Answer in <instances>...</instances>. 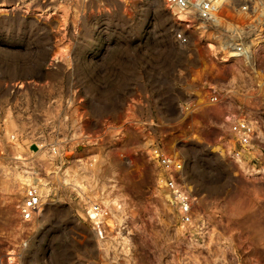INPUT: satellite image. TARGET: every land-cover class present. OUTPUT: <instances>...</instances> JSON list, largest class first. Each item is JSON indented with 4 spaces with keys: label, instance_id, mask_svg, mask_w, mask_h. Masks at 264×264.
Here are the masks:
<instances>
[{
    "label": "rangeland",
    "instance_id": "obj_1",
    "mask_svg": "<svg viewBox=\"0 0 264 264\" xmlns=\"http://www.w3.org/2000/svg\"><path fill=\"white\" fill-rule=\"evenodd\" d=\"M1 3V264H264V50L250 65L217 60L194 35L183 49L163 0H64L62 21L45 14L58 4ZM233 117L258 126L242 155ZM154 150L182 162L188 225ZM29 186L42 206L26 223ZM91 192L110 203L106 239L86 213Z\"/></svg>",
    "mask_w": 264,
    "mask_h": 264
},
{
    "label": "built area",
    "instance_id": "obj_2",
    "mask_svg": "<svg viewBox=\"0 0 264 264\" xmlns=\"http://www.w3.org/2000/svg\"><path fill=\"white\" fill-rule=\"evenodd\" d=\"M1 1V0H0ZM32 7L41 4L45 9L64 0H24ZM166 7L177 19L178 30L174 37L178 45L187 49L191 46V35L202 39L208 51L217 60L226 53H231L239 62L252 65L254 53L264 50V0H163ZM184 17V18H181ZM221 30L224 32L221 33ZM201 31H204L202 34ZM207 99L208 104L216 105L221 102L222 92L212 87ZM195 109H193L194 111ZM194 114L195 112H190ZM2 113L0 111V123ZM229 132L240 152L249 148L251 141L256 137L257 124L246 119H229ZM158 151V150H157ZM54 154L58 150L53 148ZM163 169L165 190L171 199V205L179 211V219L185 225L193 222L192 193L183 184L180 174L182 162L174 157L164 156L154 158ZM96 192V190H94ZM91 192L93 200L86 210L95 230L103 239L107 238L106 230L110 228L100 213L103 209L102 197ZM106 193H102L104 196ZM98 196V198H95ZM42 206V192L37 186H29L18 205L19 213L24 222H32ZM91 212L96 214L92 215ZM95 217V218H94ZM1 264V263H0Z\"/></svg>",
    "mask_w": 264,
    "mask_h": 264
},
{
    "label": "bare ground",
    "instance_id": "obj_3",
    "mask_svg": "<svg viewBox=\"0 0 264 264\" xmlns=\"http://www.w3.org/2000/svg\"><path fill=\"white\" fill-rule=\"evenodd\" d=\"M15 6H17V2H16V5ZM24 9V8H23ZM6 12H9V10H8V6L7 5H5V4H3V3H1V1H0V15H3V14H5ZM46 16H47V18L49 17V18H53L54 19V17L56 18V19H58V20H60V21H62V18H63V16H64V11H63V9H62V7H61V5H56V6H54V7H50V9L49 10H47L46 11ZM181 18H184V17H181ZM57 20V21H58ZM64 50L65 49H63V48H60L59 49V54L60 55H62L63 53H64ZM58 54V55H59ZM231 55V57L233 56L232 54H230ZM59 59V58H58ZM116 131V130H115ZM120 134V133H119ZM232 143V142H231ZM232 148H235V142H233L232 143ZM16 153V152H15ZM152 153V152H151ZM154 157L155 158H158L159 157V151H157V150H154ZM16 155H21L20 154V152L18 151L17 153H16ZM240 155H242V154H240ZM18 156V157H19ZM158 163V162H157ZM67 170H69V169H67ZM66 171V170H65ZM64 171V175H63V178H62V180L64 179V181L66 182V183H72V181H75L76 183H77V185H75V186H77V191H79V190H81V189H86V187L84 186V185H82L80 182H79V179H78V174H77V179L76 178H73V176L72 175H69V173H67L66 175H65V173L67 172H65ZM88 176V175H87ZM85 178L86 177H82V179L83 180H85ZM42 180V179H41ZM92 180V179H91ZM40 181V180H39ZM96 181V180H95ZM28 182V181H27ZM74 182V183H75ZM40 184V188H41V190H43V191H45V194H47L48 193V188H47V185H46V183L44 182V180H42V181H40L39 182ZM75 183V184H76ZM160 187H164L165 186V179L163 178V176L160 178ZM73 186V185H72ZM75 186H73L74 188H75ZM88 188H89V186H88ZM93 189H95V188H93ZM96 190V189H95ZM167 193V192H166ZM166 196V201H167V203L168 204H170L171 205V199H170V197L169 196H167V195H165ZM101 204H102V206H105V207H109L110 206V203H109V201H101ZM112 204H114L116 207H118L119 208V205H118V203H117V201H114ZM88 209V208H87ZM104 211V208L102 209V211H101V213ZM39 213H40V211H39ZM38 213V214H39ZM99 214L100 216H101V218H102V214ZM91 214L92 215H94V216H96V214H94L93 212H91ZM115 214V213H114ZM118 214V213H117ZM95 218V217H94ZM103 219V218H102Z\"/></svg>",
    "mask_w": 264,
    "mask_h": 264
}]
</instances>
